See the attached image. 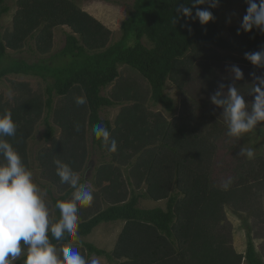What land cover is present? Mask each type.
Here are the masks:
<instances>
[{
    "label": "trees",
    "instance_id": "trees-1",
    "mask_svg": "<svg viewBox=\"0 0 264 264\" xmlns=\"http://www.w3.org/2000/svg\"><path fill=\"white\" fill-rule=\"evenodd\" d=\"M5 2L0 0V66L7 49H22L32 36L36 35L37 51L46 54L55 28L64 26L71 32L60 52L70 63L61 70L49 72L54 83L52 90L47 89L49 98L45 104L38 96H32L19 97L20 100L8 108L0 107V115L10 112L17 125L14 135H4L2 139L20 154L28 169L27 141L41 119L44 106L48 109L44 118L47 128L44 139L51 145L38 154L37 160L51 185L61 192L66 191L54 203L66 199L72 192L68 189L71 184L61 182L56 170L60 164H67L74 175L79 173L86 159L87 131H90L91 144L105 150L111 160L95 174L96 184L102 187L103 197L110 205L78 221L75 237L66 233L63 239L55 241L49 230L50 241L57 248L80 244L87 255L105 257L111 264H264L250 239L241 255L208 231L221 220L223 206L230 205L241 211L240 204L246 202V190L264 178V157L243 163L241 175L248 179L246 183L239 180L236 185L217 187L212 180L217 144L226 142L239 147L241 141L229 137L224 129L226 125H221L216 116L200 112L192 115L191 106L183 105L182 115L168 122L158 114L147 113L137 101L121 109L114 127L99 115L102 108L115 105L113 100L102 96L101 91L119 76L118 65L136 70L148 82L152 102L171 113L174 106L164 94L165 85L170 81L182 90L190 73L188 53L207 46L243 54L264 51V34L257 29L245 32L231 27L229 39H223L215 13L195 0H135L132 14L121 24L120 40L112 45H108L110 32L70 0H17L12 28L2 33L1 19L9 12ZM184 8L191 10L190 16H185ZM198 8L211 11L214 21L201 25L195 18ZM185 24L191 31L183 27ZM143 38L150 47L142 44ZM39 71L40 68L13 62L0 67V81L10 74L28 76ZM210 77L212 81L213 76ZM52 92L67 100L74 94L86 97L83 105H77L74 100L53 111V123L60 129L58 139L54 138V128L47 118L52 111ZM97 124L106 127L117 141L115 153L95 136L93 128ZM133 159L129 170L132 184L135 189L142 185L146 188L142 196L131 192L128 199L116 164L127 166ZM6 163L0 153V164ZM104 183L107 185L103 186ZM142 197L155 202L166 200L165 210L139 208L138 201ZM59 218L60 212L56 209L52 225ZM118 221L124 225L110 253L81 241L101 223ZM21 245L26 249L22 241ZM23 260L22 255L15 264H23Z\"/></svg>",
    "mask_w": 264,
    "mask_h": 264
},
{
    "label": "rangeland",
    "instance_id": "rangeland-1",
    "mask_svg": "<svg viewBox=\"0 0 264 264\" xmlns=\"http://www.w3.org/2000/svg\"><path fill=\"white\" fill-rule=\"evenodd\" d=\"M82 11L91 15L106 30L110 32L108 45L118 42L121 38V24L133 12V4L135 0H70ZM17 0H6L5 4L9 8V12L1 19V32L5 33L12 28V18L17 10ZM258 3V0H256ZM208 7L209 4L204 3ZM248 7L247 0H219V4L215 8H211L215 13L219 35L221 38L229 39V29L237 27L243 28L242 20L246 14ZM259 30L253 27L252 30ZM71 31L67 27H57L52 33V44L48 53L41 54L37 51L35 39L36 35L27 39L22 49L13 51L6 50V57L1 63V68L13 62H22L33 68H40L39 72L33 75H14L5 76L0 81V107L8 108L15 102L19 101V97L30 98L38 96L43 104L47 98V89L52 90L53 76L50 71L61 70L70 60L61 56L60 52L65 45V38ZM133 42V41H132ZM142 44L150 47V43L142 39ZM190 68L188 80L179 90L175 85L167 81L164 94L168 96L174 106L173 112H167L164 106L155 104L151 100V91L148 82L134 69L126 65H118L119 76L110 85L101 91V95L113 100L115 105L110 108H102L99 112L100 118L108 120L114 127L116 117L125 106H130L134 101L139 102L145 108L147 113L152 115L158 114L162 119L170 122L173 118H179L182 115L183 105H190L192 115L202 113L205 116L214 115L219 118L221 125L228 128V119L225 112V105H217L212 102V96L217 92L221 95L219 99L227 100L229 86H234L238 93L242 95L246 101V111L251 114L252 104L254 103L255 93L254 86L257 85L256 79L250 75L264 76V68L251 64L245 58V54L241 52H230L219 49L214 46L200 48L196 52L188 53ZM238 66L244 73L243 79L236 80L234 73L231 71L232 66ZM43 69V70H42ZM204 73V74H201ZM213 79L211 81V77ZM207 79H206V78ZM207 80V81H206ZM206 81V83H205ZM223 85V87H221ZM77 97L74 94L68 100L58 96L52 92V111L48 115L49 125L54 128V138L60 136V129L53 123V111L63 104L72 103ZM128 97H133L132 99ZM129 99V101H127ZM48 114V109L43 108L41 119L36 122L33 133L27 141L28 170L33 174L34 182L40 187L42 198L49 208V229L52 221L56 217V209L54 201L62 197L66 191L61 192L56 186H52L47 173H43L41 165L37 160L38 154L49 148L51 143L44 139L47 128L44 124V118ZM222 132V131H221ZM222 138L226 136L222 135ZM240 142L239 147L230 146L226 142L217 144L215 156L212 161V180L217 187H229L239 184V180L244 183L245 179L241 175V166L249 160L243 155L241 150L245 147L252 148L255 152L254 159L264 157V121L258 122L257 125L248 133L236 137ZM86 159L82 169L75 175L77 185H72L68 189H72L70 195L64 200H73L74 194L81 190H90L94 199L90 206L83 207L77 201L78 221L95 215L110 204L103 197L102 187L96 184V170L111 162L110 156L103 149H98L91 144L90 131L85 136ZM246 160V161H245ZM252 160V159H251ZM133 159L129 165L121 166L116 164L120 170L122 190L126 193L128 199L130 193L142 196L145 193V185L139 189H135L132 180L129 177V170ZM246 169V168H244ZM250 168L247 167V170ZM230 181V183H228ZM107 185L104 183L103 186ZM223 185V186H222ZM227 185V186H226ZM247 191L246 202L241 203L243 207L241 211L235 210L230 205L223 206L221 211V220L216 225L209 227L208 231L217 240L224 243L225 246L231 248L236 254L243 255L247 248L249 239L256 250L257 256L264 263V178L261 182L253 185V188ZM171 192H174V188ZM138 207L144 210L155 208H166V200L151 201L147 198H140ZM124 225L123 222L101 223L86 238H81L83 243L94 245L100 250L110 253L115 246L117 237ZM63 246H71L84 257L87 262L96 259L98 264H111L105 257H97L95 255H87L84 247L80 244H65ZM57 248L58 259L62 261V253Z\"/></svg>",
    "mask_w": 264,
    "mask_h": 264
},
{
    "label": "clouds",
    "instance_id": "clouds-1",
    "mask_svg": "<svg viewBox=\"0 0 264 264\" xmlns=\"http://www.w3.org/2000/svg\"><path fill=\"white\" fill-rule=\"evenodd\" d=\"M197 4H204L206 0H195ZM211 8L219 4V0H207ZM248 7L243 16L241 27L245 32H250L253 27L264 34V0H247ZM185 16L191 15L189 8H184ZM195 18L199 19L201 25L214 21L213 13L207 8L197 9ZM191 31L187 24L183 25ZM239 34V30L237 32ZM245 58L252 65L264 68V51L245 53ZM231 71L236 80L243 79L244 73L233 65ZM258 82L253 88L256 94L252 111H246V101L234 86H229L227 100L219 99L221 93L212 96V102L217 105H225V112L229 121L227 135L229 137H240L251 131L258 122L264 121V76H255ZM223 87V85H221ZM77 105L86 103V97L81 95L74 98ZM17 125L12 119L10 112L0 115V153L6 159V165L0 164V264H15L23 255V264H98L96 259L87 262L80 252L71 246H63L59 249L62 253V261L58 259V250L49 239L60 241L69 234L75 237L79 224L77 216V201L83 207L92 204L94 196L90 190L77 191L73 200H58L55 208L60 212L59 220L49 229V208L47 207L40 187L34 182L33 174L22 163L20 154L14 150L11 144L4 141V135L12 136L16 132ZM98 139L110 152L115 153L118 149L117 141L111 137L108 129L101 124L93 128ZM243 155L251 160L255 157L252 148L245 147L241 150ZM56 163L59 164V161ZM61 182H68L73 188L77 185V179L67 164H60L56 170ZM230 183V181L228 182ZM227 186V185H226ZM21 241L26 249L22 247Z\"/></svg>",
    "mask_w": 264,
    "mask_h": 264
}]
</instances>
